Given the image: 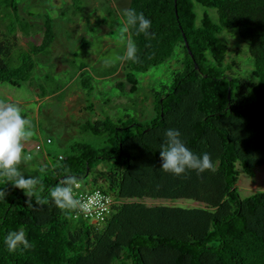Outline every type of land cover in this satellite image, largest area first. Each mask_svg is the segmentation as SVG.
I'll use <instances>...</instances> for the list:
<instances>
[{"label":"trees","instance_id":"obj_1","mask_svg":"<svg viewBox=\"0 0 264 264\" xmlns=\"http://www.w3.org/2000/svg\"><path fill=\"white\" fill-rule=\"evenodd\" d=\"M17 3L0 0L9 21L7 34L0 28V83L14 86L32 80L34 57L55 37L49 20L41 43L19 47L15 34L27 31L9 16ZM196 4L205 8L200 23ZM129 9L152 21L149 35L127 23L138 48V60H126L131 91L137 90V73L169 62L178 49L183 67L154 93L157 115L150 124L110 118L83 123L79 132L92 141H72L45 161L31 197L0 176V264H264V191L242 197L240 168L253 175L254 158L236 141L258 134L264 142V0H131ZM226 29H238L249 41L250 76L234 71L238 61H227L230 48L220 36ZM170 128L194 153H209L214 170L163 171L160 150ZM69 175L113 197L105 222L55 205L50 189ZM145 198L190 199L200 206L148 205ZM20 230L31 247L11 252L4 239Z\"/></svg>","mask_w":264,"mask_h":264},{"label":"rangeland","instance_id":"obj_2","mask_svg":"<svg viewBox=\"0 0 264 264\" xmlns=\"http://www.w3.org/2000/svg\"><path fill=\"white\" fill-rule=\"evenodd\" d=\"M17 1V13L10 12L9 16L24 22L27 31L18 30L15 34L19 47L41 43L49 20L55 35L52 44L34 57L36 66L32 80L19 86L0 83V103H18L32 124L33 135L25 142V155L32 151L33 156L22 160L19 165L22 173L28 172L26 175L39 179L43 175L41 165L63 154L72 141H92L91 134L79 132L80 126L87 121L110 118L121 124L133 120L142 125L152 122L157 115L154 93L171 83L175 71L183 67L184 54L178 49L169 62L146 73H137V90L131 91L125 54L127 43L132 39L123 15V11L130 8L131 0ZM204 10L202 5L196 4L198 23ZM209 11L217 18L214 10ZM3 18L4 12L0 9V28L7 34L9 21ZM220 36L230 48L227 61L236 60L240 64V69L234 71L243 77L250 76L254 65L249 41L240 36L238 29H226ZM48 138L52 139L51 144H46ZM236 141L237 146H245L246 154L254 158L253 175L240 168L237 185L242 197L264 191L262 138L254 134ZM39 143L45 144L49 156L45 151H35ZM87 188L94 186L90 184ZM141 201L148 205L200 206L190 199L145 198Z\"/></svg>","mask_w":264,"mask_h":264},{"label":"clouds","instance_id":"obj_3","mask_svg":"<svg viewBox=\"0 0 264 264\" xmlns=\"http://www.w3.org/2000/svg\"><path fill=\"white\" fill-rule=\"evenodd\" d=\"M123 15L129 25L135 26L138 33L150 34L152 21L142 12L135 9H125ZM138 48L134 41L127 43L126 58L138 60ZM33 135L31 121L23 114L18 103H0V176L7 177L14 187L22 189L31 197L38 184V179L25 176L18 167L22 160L28 159L25 155V142ZM177 129H168L166 143L161 145V169L176 176L185 174L189 170L203 173L205 170H214L215 164L207 152L202 155L194 153L181 138ZM77 179L67 176L60 184L50 189L49 195L59 209H84L80 199L74 195ZM5 192L0 190V198ZM30 203V200L28 201ZM8 250L15 252L17 248H29L31 244L23 230L10 231L4 239Z\"/></svg>","mask_w":264,"mask_h":264},{"label":"built area","instance_id":"obj_4","mask_svg":"<svg viewBox=\"0 0 264 264\" xmlns=\"http://www.w3.org/2000/svg\"><path fill=\"white\" fill-rule=\"evenodd\" d=\"M52 141L48 138L46 144H50ZM45 148V144H36L35 151H41ZM29 155L32 151L28 152ZM74 195L76 198L80 199L84 205V209H79V211L84 215L85 218L96 222H105L112 214L114 210L115 201L113 197L104 192L99 188L88 189L83 186V183L77 182L74 187Z\"/></svg>","mask_w":264,"mask_h":264},{"label":"water","instance_id":"obj_5","mask_svg":"<svg viewBox=\"0 0 264 264\" xmlns=\"http://www.w3.org/2000/svg\"><path fill=\"white\" fill-rule=\"evenodd\" d=\"M186 45H187V47L189 48V44H188V42L186 41Z\"/></svg>","mask_w":264,"mask_h":264}]
</instances>
